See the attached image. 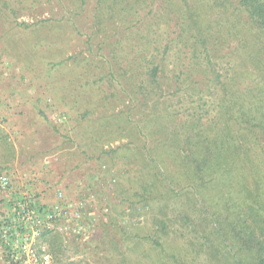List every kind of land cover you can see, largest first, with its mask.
<instances>
[{
  "label": "trees",
  "instance_id": "trees-1",
  "mask_svg": "<svg viewBox=\"0 0 264 264\" xmlns=\"http://www.w3.org/2000/svg\"><path fill=\"white\" fill-rule=\"evenodd\" d=\"M0 3V24L86 37L85 52L50 64L82 65L79 87H97L100 108L119 111L116 130L141 140L131 156L149 174L122 188L125 203L181 198L178 225L202 228L195 250L169 251L157 217L159 231L133 243L151 248L139 264H264V0ZM80 106L70 111L93 113ZM44 239L59 263L64 238Z\"/></svg>",
  "mask_w": 264,
  "mask_h": 264
},
{
  "label": "rangeland",
  "instance_id": "rangeland-1",
  "mask_svg": "<svg viewBox=\"0 0 264 264\" xmlns=\"http://www.w3.org/2000/svg\"><path fill=\"white\" fill-rule=\"evenodd\" d=\"M24 21L31 23L27 17L18 19ZM32 30L0 24V162L9 164L14 187L20 188L12 198L53 203L61 189L67 201L85 200L99 213L108 210L85 236L64 239L57 264H122V255L128 264H139L138 254L147 255L151 248L147 242L141 248L133 243L159 231L157 217L164 222L166 233L160 234L166 237L169 251L195 250L188 246H198L194 242L202 228L196 220L190 226L178 225L177 217L186 213L183 199L140 201L133 207L125 203L122 188L134 185L136 176L146 179L143 176L149 174L131 156L129 145L137 146L141 140L116 130L114 114L119 111L114 104L100 108L97 87H79L85 72L82 65L73 66L72 59L55 69L50 64L59 55L67 59L85 52L86 37L73 35L70 29L49 28L40 34ZM76 97L81 113L93 112L85 119L77 110L70 111ZM19 171L26 176L22 178ZM6 197L0 192V218L9 212ZM44 243L50 248L45 239ZM152 257L158 262L149 258L142 263L166 260V255ZM0 264H8L1 248Z\"/></svg>",
  "mask_w": 264,
  "mask_h": 264
},
{
  "label": "built area",
  "instance_id": "built-area-1",
  "mask_svg": "<svg viewBox=\"0 0 264 264\" xmlns=\"http://www.w3.org/2000/svg\"><path fill=\"white\" fill-rule=\"evenodd\" d=\"M12 181L0 171V192L7 194L9 212L0 218V248L8 264H57L44 235L58 234L65 238L85 236L99 225V213L85 200L67 201L57 190L53 203L40 204L27 196L12 198ZM102 214V215H101Z\"/></svg>",
  "mask_w": 264,
  "mask_h": 264
},
{
  "label": "crops",
  "instance_id": "crops-1",
  "mask_svg": "<svg viewBox=\"0 0 264 264\" xmlns=\"http://www.w3.org/2000/svg\"><path fill=\"white\" fill-rule=\"evenodd\" d=\"M8 165H9V164H4V162H0V167H2L3 169L6 168V169H4L2 172L7 173V174L10 176L11 181H12V184H13L12 173H9V169H7ZM19 172H20V173H18V174H19L22 178L26 176L25 171H22V172L19 171ZM13 177H14V176H13ZM13 179H14V178H13ZM19 191H20V188H18V187H14V184H13V186H12V190H11V195H12V194H15L14 196H16V195L19 193ZM12 196H13V195H12Z\"/></svg>",
  "mask_w": 264,
  "mask_h": 264
}]
</instances>
